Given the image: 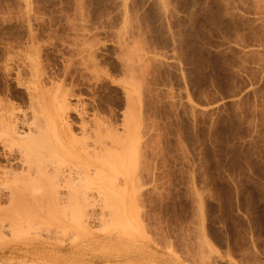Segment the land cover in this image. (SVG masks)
<instances>
[{
    "label": "rangeland",
    "instance_id": "rangeland-1",
    "mask_svg": "<svg viewBox=\"0 0 264 264\" xmlns=\"http://www.w3.org/2000/svg\"><path fill=\"white\" fill-rule=\"evenodd\" d=\"M35 71L77 138L111 132V190L36 204L69 224L53 240L113 238L98 264H264V0H0L3 108L28 109Z\"/></svg>",
    "mask_w": 264,
    "mask_h": 264
},
{
    "label": "bare ground",
    "instance_id": "bare-ground-1",
    "mask_svg": "<svg viewBox=\"0 0 264 264\" xmlns=\"http://www.w3.org/2000/svg\"><path fill=\"white\" fill-rule=\"evenodd\" d=\"M34 73L36 79L34 89L29 90L31 104L27 110L3 108L0 102L3 109L0 112V263L98 264L120 260L111 242L113 238L105 240L88 226H82L85 232L92 233L88 240L75 243L53 240L52 233L65 232L68 222L53 224L45 222L47 216L36 214V204L51 214L53 208L64 210L76 202L78 205L80 201H76L75 193H99L105 188L111 190L114 185L101 181L113 172L102 159L112 154L105 142L111 132L106 129L107 133H103L98 128L86 136L89 127L105 125H90L82 119L79 127L84 138H77L66 121L67 104L62 100L55 103V99L44 94ZM87 138L93 139V143L86 142ZM116 140L122 142L117 137ZM71 195L76 199L74 202ZM106 243L110 247L107 250ZM91 249L96 252L86 257Z\"/></svg>",
    "mask_w": 264,
    "mask_h": 264
}]
</instances>
